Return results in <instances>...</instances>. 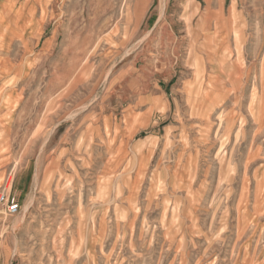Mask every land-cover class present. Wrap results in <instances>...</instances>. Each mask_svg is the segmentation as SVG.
<instances>
[{
    "label": "rangeland",
    "instance_id": "374dc122",
    "mask_svg": "<svg viewBox=\"0 0 264 264\" xmlns=\"http://www.w3.org/2000/svg\"><path fill=\"white\" fill-rule=\"evenodd\" d=\"M26 2L0 11V264H264V0Z\"/></svg>",
    "mask_w": 264,
    "mask_h": 264
},
{
    "label": "crops",
    "instance_id": "0c3cea01",
    "mask_svg": "<svg viewBox=\"0 0 264 264\" xmlns=\"http://www.w3.org/2000/svg\"><path fill=\"white\" fill-rule=\"evenodd\" d=\"M56 1L57 0H27L26 3L29 4L28 5L29 6L28 7L29 8L28 11H29V14H30L29 19L31 20L33 18L31 13L35 14L34 18L42 19L43 8L46 6V8L48 9L49 8L48 5L50 3H53V2L56 3ZM154 1H158V0H151L152 3ZM12 2H13V0H0V11L1 10H8L12 6ZM165 9H166V6H165ZM55 20H56V14H55ZM151 28L152 29L150 30V33H151V35H153V33L156 30V27L153 26ZM56 36H57V34L55 32L52 37H48V39L46 38L44 40V42H43L45 44H44V46L42 48L46 49L48 47L49 50L50 49L55 50L56 46H57L56 45V40H57ZM158 82L164 84V83H167L169 81H168V78L167 79L164 78V79L158 80Z\"/></svg>",
    "mask_w": 264,
    "mask_h": 264
},
{
    "label": "built area",
    "instance_id": "2783aa9c",
    "mask_svg": "<svg viewBox=\"0 0 264 264\" xmlns=\"http://www.w3.org/2000/svg\"><path fill=\"white\" fill-rule=\"evenodd\" d=\"M0 203L6 205V212L8 214H16L19 212L20 203L15 196H12L5 192H0Z\"/></svg>",
    "mask_w": 264,
    "mask_h": 264
}]
</instances>
